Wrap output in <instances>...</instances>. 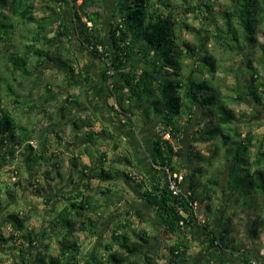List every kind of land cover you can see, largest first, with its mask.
I'll return each mask as SVG.
<instances>
[{"label": "trees", "instance_id": "trees-1", "mask_svg": "<svg viewBox=\"0 0 264 264\" xmlns=\"http://www.w3.org/2000/svg\"><path fill=\"white\" fill-rule=\"evenodd\" d=\"M60 1L71 10L70 26L61 20L58 23L59 30L49 31L51 18L35 16L34 0H0V46L9 40L11 29L15 26L14 21L25 29V34H31L29 41L26 37L20 40L22 44L24 41L30 42L24 44L26 51L21 54L11 53L4 68L11 75L18 73L20 76H29L27 67L29 55H32L36 58L38 67L48 62L61 68L67 81H70L68 86L81 75L85 84L84 89L82 88L84 98L88 97L89 100L93 79L87 73L84 74L83 69L75 73L76 58L74 50L68 44L75 35V40L81 46L88 47L101 59L105 66L101 74L102 81L105 82L106 89H110V95L114 96L117 107L130 113L138 107L145 116L152 113L159 121L160 129L152 134L150 149L151 163L157 178L155 181L148 179L127 155L110 159L105 151L98 152L99 137L105 140L110 138L112 142L115 140L106 127H100L99 131L94 130V119L98 120L95 114L92 119L77 115L64 124L70 127L75 146L85 143L79 156L70 151V143L64 141L56 129L63 126V120L72 115L73 111L84 105L79 96L66 95L62 103L52 108L51 115L48 102L51 99L56 102V98L48 85L49 88L38 105H32L30 100L25 104L29 110L35 108L36 113L42 111L43 115H47L45 118L50 123L45 131L53 130L57 137L53 152H48L47 142L43 137H40L42 142L37 143L36 148L32 146L33 128L28 123L20 124L12 113L4 109L3 97L0 96L1 161L8 163L9 159H13L20 152L26 171L34 173L43 163L50 164V168L43 171V176L65 184L71 170L68 174L61 171L60 155L69 152L67 162L74 169L73 183L75 187H79L74 188L71 194L65 191L67 195L57 196L55 201L59 202L60 208L53 211L49 227H44L40 232L43 239L48 235L49 229H52V241L57 250L55 255L50 254L47 244L39 247L38 236L32 234L31 230L28 231L29 217L22 216L19 212L7 214L12 235L5 239L0 233V242L5 244L4 248L8 247L9 241L22 239L26 246L19 247L20 254H26L30 248L34 250L27 255L24 264H159L157 260L164 261V264H180L183 261L189 262L191 244L187 235L197 230L203 235L207 248L217 253L224 251L227 255L231 254L241 264H264V257H259L261 261L257 260L251 256L249 250L241 251L233 245L236 230L233 219L237 217L238 211L246 216L247 236L251 241H257L264 233V152L257 150L255 155H250L255 136L248 128L242 135V130L238 129L237 114L230 106L233 103L215 82L219 62L207 49L209 37H200L198 43L194 44L182 39V27L174 17L168 0H114L112 20L108 23L107 44L102 28L101 0H81L79 5H76L78 0ZM229 1L219 11L224 28L217 25L214 19H210L211 24L208 26L215 32L212 37L225 51H233V45L236 46L242 41L250 48L257 43L256 31L260 26L264 27V0ZM187 5L184 16L187 11H200L199 3L194 6ZM64 7L58 10H64ZM90 8L95 9L90 11ZM205 8L210 10L207 5ZM3 10L5 13H2ZM233 20L241 29V36L232 28ZM32 25L34 28H31ZM36 44L42 45L45 51L40 53L35 48ZM260 49L264 54L263 45ZM186 59L193 62L187 73L184 72L182 63ZM251 63L249 59L245 65L252 72L244 92L246 97L262 104L264 82L257 84L260 76ZM7 82L0 74V89L5 91L4 96L7 92H12ZM49 92H52L51 96L47 95ZM14 97L11 104H19L21 97L16 94ZM235 99L240 100L243 97L235 93ZM183 114H188V123L193 122L192 116L197 117V127L190 134L192 143L186 152L180 144L184 136V125L181 122ZM124 118L126 126L133 127L132 117ZM166 135L169 138H165ZM200 143H204L208 149L212 147L208 155L194 150L195 144ZM118 148L119 145L114 143L112 150L116 151ZM83 154L88 157L87 164L80 163ZM184 158L191 166L183 174L185 197H175L168 190L165 170L180 172V169H184L180 164ZM217 161L221 164L220 171L216 176L209 175V169ZM14 172L18 177V170ZM205 175L207 180L202 182L201 178ZM95 179L105 183V187H98V193H91L90 184ZM115 179L131 188L137 194V200L153 209L155 220L169 242L164 245L163 241L157 240V236H150L144 230L135 231L130 210L125 209L117 215V228L110 229L109 241L102 245L96 244V251L91 250L89 255L82 257L77 234L86 232L90 238L97 236L106 222L102 216V208H109L112 204L108 198L112 197L114 190L112 191L109 184ZM18 184L20 183L14 182L13 189L7 187L6 193L12 204H15ZM218 192L228 194L226 209L222 214L218 208L212 209L211 206ZM99 195L102 197L99 198ZM194 203L198 210L193 208ZM201 204H204L203 218L198 215ZM230 205L237 211L227 215ZM18 209L17 207L16 210ZM133 215L140 219L143 213L137 210ZM101 251L106 254L104 262L101 261L102 257H98ZM13 254L16 253L13 251ZM80 257L84 259L81 261ZM31 259L33 262H30ZM220 259L221 263H225L223 257ZM190 264L209 263L198 259L192 260Z\"/></svg>", "mask_w": 264, "mask_h": 264}, {"label": "rangeland", "instance_id": "rangeland-1", "mask_svg": "<svg viewBox=\"0 0 264 264\" xmlns=\"http://www.w3.org/2000/svg\"><path fill=\"white\" fill-rule=\"evenodd\" d=\"M34 1L36 5L35 16L37 18H51V20L49 21V31L59 30L58 23L61 20H63L66 25L70 26L69 21L72 19L71 10L70 8L64 7L60 0H55V2H50L49 0ZM101 1V12L103 13L102 28L105 36V41L108 44L107 30L108 23L112 20L114 0ZM168 2L170 3V6H172L171 10L173 12L174 17L177 21H179L180 26L182 27L180 33L182 39L188 41L191 44H194L198 43L200 37H209L207 49L210 53H212V55H214L218 59L219 62V71L215 75V82L219 84L223 93L233 103L230 106L235 110L237 114L238 129L240 131L242 130V135L244 134V131L248 128L252 131L255 136L254 147L251 149L250 155H255L257 150L264 152V92H261L262 104H257L251 97H246L244 92L246 91L245 89H247L246 85L249 84V74L252 72L251 69H247L245 66L249 59L252 61L251 66L258 72L260 76V79L258 80L257 84L260 82H264V54L260 49L261 45L264 46V27L260 26V28L256 31L257 43L254 46L247 48L246 43L242 41L236 46L233 45V48H236H234L233 51H225L223 46L218 45L216 43L217 40L212 37L215 32L213 31V28L208 25L211 24L210 19H214L217 25L224 28L223 21L219 17V11L223 8L222 5L224 3H230L229 0H168ZM80 3L81 0H78L76 5H79ZM195 3H199L200 11H187L184 16V9L187 10V4H191L194 6ZM205 5L209 6L210 10H207L205 8ZM60 7H64V10H58L60 9ZM94 9L95 8H90L89 10L91 11ZM2 13H5L4 10L2 11ZM83 20L85 19L83 18ZM14 25V28L11 29L12 34L9 40H7L4 45L0 46V74L3 78H6V80L8 81L7 83L10 84V89L12 91V94H8L7 92V94L4 96L5 91L3 89H0V96L3 97L2 107L12 113V115L20 124L27 125L26 123H28V126L31 125L34 130L33 141L31 143L33 147L36 148L37 143L42 142L40 140V137H43V139L47 142L46 147L48 149V152H53L56 149L55 140L57 139V137L55 136L53 130H50L49 132L45 131L46 126L50 123V121L45 118V116L47 117V115H43L42 111L40 113H36L35 108L29 110L25 104L28 100H30L32 105H38L39 101L43 98L42 96L46 92V89L49 88L48 85H50V89L54 93V98H56V102L52 99L50 100V102H48L49 104L47 107L48 111H50L49 114L51 115L52 108L62 103L66 95L73 94L76 97L79 96L80 100H83L84 105L77 111L72 112V115L70 114L71 116L69 115L67 119L63 120V126H60L56 129L59 131V136L62 137L64 141L70 143V151L76 152L79 148L82 147V145L74 147L75 142L74 140L72 142V133L69 130V127L64 124H67L69 120L73 116H75V114L78 113L83 114L89 119H92L93 114H95V116L98 118V110L96 106L97 103H100L101 101L100 99L96 101L91 97L89 98V100L88 97L84 98V82L81 75H78L75 81L71 82L73 84L71 86H68L67 83L70 81H67L65 73L61 70V68L54 66L48 62L38 67L36 66V58L32 55H29V64L27 67L28 71L30 72L29 76H20L18 73L13 75L9 74L4 68L7 64V58L11 53L21 54L26 51L24 44L30 42L24 41V44H22L20 42L22 37H26L28 41L31 39V34H25V29L21 25H18L15 21ZM89 25L90 24H87V26ZM231 25L232 28L236 31L237 35L241 36V29L237 26L235 20L231 22ZM31 28H34V26L32 25ZM205 31L207 33H205ZM72 39L73 40L71 43H68L70 41H68L67 43L74 50L76 58L75 71L78 72L79 69H83L84 74L87 73L88 75H90V78H93L92 89H106L104 84L105 82L102 81V77L99 74H102L103 70L105 69V66L101 62V59L97 58L88 47L81 46L79 42L75 40V35L72 36ZM35 48L39 49L40 53H43V51H45V48L40 44H36ZM135 63H138V61H136ZM182 63L184 65V72L187 73L188 68L191 66V64H193V62L189 59H186ZM10 67L11 65L9 66V68ZM99 81L102 82L101 86L98 85ZM52 92H49L47 95L51 96ZM235 93L240 94L243 99L236 100ZM15 94L19 95L21 99H19V104L17 103L14 105L11 104V101L14 100ZM138 109V107L137 109H132L134 114L133 118L136 131L140 128H144L143 124L145 120L142 115V111ZM143 109H146V107H143ZM24 112H26L27 114H24ZM115 115L118 117V114ZM115 115L113 114V116ZM154 116L155 115L150 113L148 118H146V123H149V128L151 129L149 134H151V132L152 134L157 133L160 129L159 121ZM187 116L188 114H185L182 118L183 121H181L182 125H184V136L180 144L184 148L185 152L189 149L192 143V140H190V134L197 127V117L192 116L193 122L188 123L186 122ZM94 120V130L99 131L101 129L100 123L98 122V120ZM100 138L101 137H99V139L97 140L98 152L105 151V153L110 159L115 158L118 155H127L133 161V164L136 163V159H139L140 154L139 152L137 153L138 148L135 147V144L132 140L129 141V145L128 143H123L120 140L119 145L121 146V148L114 152L111 149V143L106 142L105 139L101 140ZM195 149H197L202 155H208L209 153V149L204 143L195 144L194 150ZM77 154L78 153H76V156H79ZM134 155H137L136 159L135 157L133 158ZM60 157L62 158V164L60 169L65 174H68L70 170H73L72 167H69V164L67 162V159L70 157V153H65V155L63 156L60 155ZM80 158L81 164L88 163V157L85 154L81 155ZM22 159L23 157L20 156V152H17L16 156L13 157V159H9L8 163H4L0 159V233L5 237V239H9V236L12 235V228L11 224L9 223L10 220L7 218V214L19 212V214H22V216L25 215L29 217L27 228L28 231L31 230L32 234H36L38 236V240L40 241L39 247H43L45 244H47L49 246L50 254L55 255L57 253V250L54 245V241H52V229H49L48 235L43 239H41L40 232L43 230L44 227H49V222L52 219L53 211L57 207L60 208L59 202L55 201L57 196L67 195L65 194V191L66 193L71 194V191L75 188V185L72 183V180L75 179V176L72 173V180L65 184L54 182L43 176V171L49 169L50 164L43 163L41 167L37 168L34 173H29L25 170V165L23 164ZM262 163L264 165V161ZM180 164L184 167V169H180V173L184 174L185 167L188 166L190 168V165L185 158L182 159ZM116 166L120 169L122 168L121 166ZM220 166V161L215 162L214 166L209 169V175L214 174L216 176L217 172L221 169ZM16 170H18V177H16V174L14 172ZM50 176L52 177V174ZM206 176L207 175L201 178L202 182L207 180ZM24 178H28L29 182L25 181ZM14 182L20 184H18L16 187V196L14 198L15 204H12L6 192L7 187L8 189H13ZM104 185L105 183L103 184V182H99L95 179L91 181L90 187L92 188V191L89 192L98 193L96 189L98 187L102 189V187H105ZM109 185L112 191H114L113 193H111L112 197L108 198V195H105V197L110 199L109 201L112 202V204L109 206V208H102V216L105 217L106 222L104 223L100 231L97 233V236L90 238L86 232L77 234L82 257H84L85 255H89V251L91 250L95 249L96 251V244L102 245L107 243L110 239V229L114 230L117 228L116 223L118 220V216H114V213L119 210H114L115 208L117 209V207L116 203H114L115 205L113 204L115 199L113 197H124L126 198V201L135 199V197L130 194V191L128 189L129 187H127V185H125L120 180L115 179L111 181ZM98 197L101 198L102 196L99 195ZM227 198V193L222 194L218 192L215 195L213 202L211 203L212 209L218 208L220 210V213L222 214L226 209ZM17 207L19 208L18 210H16ZM122 208L123 209L120 210L122 213L125 211L124 209L132 210L134 208H137L142 210L143 216L140 219L132 217L134 230H144L150 236H157L158 241L161 240L164 242V245H167L166 242H169V239L167 238V235L163 233V231L161 230V226L158 225L155 218L150 216L149 209L145 208L142 204L134 206L123 204ZM235 210L237 211V209L233 205H230V208L227 209L226 213L227 215H231ZM198 214L200 218H203V216L205 217L204 204L200 205ZM233 221L236 227L234 233L235 244L233 245L241 251L249 250L251 252V256H253L257 260L261 259L259 257H264V233L259 236V239L257 241H251L247 236L248 221L246 219V216H244V214L238 211V215L235 219H233ZM187 239L188 242L191 244V248L189 251V255L191 256H189V262L183 261L180 264H190L192 260L196 261V259L199 258H203L208 263L209 261H211L210 264L239 263L235 260L233 255H227L224 251H220L219 253H221V257L225 255L223 257L225 263H221L218 257V259H216L217 261L215 260V262L213 263V258L209 259L211 255L208 254L210 252H213V250L209 248L206 249V246L204 245V237L199 231L187 235ZM4 245L5 244H3V242H0V264H24L23 261L25 259L27 260V255H30L34 252L33 248H30V250L26 254L19 253V247L22 245L26 246L22 239L14 242L9 241V248H4ZM13 251L16 254H13ZM105 255V252L102 251L98 254V257H102V262H104ZM82 257H80L79 260L81 259L82 261L84 259ZM31 261L32 259L30 260V262ZM157 263L164 264L165 262L157 260ZM27 264H29V262H27Z\"/></svg>", "mask_w": 264, "mask_h": 264}, {"label": "crops", "instance_id": "crops-1", "mask_svg": "<svg viewBox=\"0 0 264 264\" xmlns=\"http://www.w3.org/2000/svg\"><path fill=\"white\" fill-rule=\"evenodd\" d=\"M75 73H76V71H75ZM99 74L101 75V73H99ZM101 77H102V75H101ZM101 84H102V82L99 81L98 82V85L101 86ZM102 87H103V85H102ZM105 88H106V86H105ZM90 94H91L90 97L93 98L94 100L98 101V99H100V101H101L100 103H97V106H96V108L98 110L97 115H98V122L100 123V127L101 128L102 127H106L108 129V132L110 131V133L113 135L114 140H115V141L112 142V140L110 138H108L105 141L111 143V149H112L113 148V144L115 143V144H118L119 145L120 140L123 143H128V145L130 144L129 141L132 140L133 143L135 144V147L138 148L137 153L139 152V154H140V157H139L138 160L136 159V157H137L138 154L136 156L135 155L133 156V158L135 157V159H136V163H134V164L137 166V168L139 169V171L142 172L148 179H150L151 181H155L156 178H157V173L154 170V166L151 163L152 162V156H151L150 149H151L152 132H151V134H149V132L151 131V129L149 128L150 125H149L148 122L146 123V118H148V116H145L143 114V112H142V115H143V117L145 119L144 120V124H143L144 125V128H140L139 130L136 131L135 125H134V118H133L134 114L132 112H131L132 113L131 114L130 112H127V111L126 112L125 111L123 112V111H121L117 107V105L115 103V100H114V96H111L110 95V89H91L90 90ZM80 108H78V109H80ZM77 110H75V111H77ZM138 110L142 111V109H140V108ZM113 114L114 115L115 114H118V117L116 115L113 116ZM121 114L123 116H127V117L129 116L130 118L132 117V121L131 122H132V126L133 127L126 126V123H124L126 119ZM77 115H79L82 118H88V117L84 116L83 114L78 113V114H75V116H73L69 120V122L71 120H73L74 117H76ZM67 127H69V126H67ZM69 130H70V127H69ZM147 133H148V135H147ZM102 138L103 137H101L100 139L102 140ZM146 138H147V141H146ZM84 144H85L84 142L78 144V146L79 145H82V147L79 148L78 151L73 152V154L75 156H76V153L79 154L80 149H83V145ZM78 146H74V147H78ZM119 148H121L120 145H119ZM116 151H114V152H116ZM190 168H191V166H190ZM190 168L188 166L185 167L186 170H190ZM73 171H74V169L71 170V172L69 173V176H68V179H67L68 181L67 182H70L72 180L71 176H72ZM186 181H188V179H186ZM73 182H75V179L72 180V183ZM76 187H75V189L79 188V187H77V188ZM128 189L130 191V194H132L133 197H135V199H132L130 201H126V198H124V197H120V198H117L116 197L115 200H114V203H116L117 209L115 208L114 210H119V211L115 212L114 213V216H117L118 214H120V212H121L120 210L123 209L122 208V205L123 204H128V205H131V206L142 204L145 208L149 209L150 216L155 218V216L153 214V209H151L150 207H148L147 204L141 202L140 200H137L136 199V197H138L137 194H135L134 192H132L131 188H128ZM137 210H140V209L134 208V209L130 210L129 211L130 212V216L131 217H134L133 214ZM193 232H197V230L191 231V234ZM95 247H97V245H95ZM206 249H208V248L206 247ZM208 254L211 255V257H209V259H212L213 258L212 259V262L213 263L218 258L221 261V259H220L221 253H219V252L217 253L216 251L214 253V250H213V252H210ZM224 256H222V257H224ZM199 259H203V258H199ZM210 262L211 261H209V264H210ZM238 264H241V263H238Z\"/></svg>", "mask_w": 264, "mask_h": 264}, {"label": "built area", "instance_id": "built-area-1", "mask_svg": "<svg viewBox=\"0 0 264 264\" xmlns=\"http://www.w3.org/2000/svg\"><path fill=\"white\" fill-rule=\"evenodd\" d=\"M165 138H169V135H166ZM165 177L168 190L171 194L175 197H185V178L183 173L171 172L166 169ZM193 208L198 210L195 203L193 204Z\"/></svg>", "mask_w": 264, "mask_h": 264}]
</instances>
